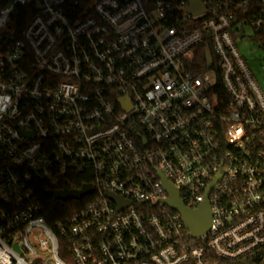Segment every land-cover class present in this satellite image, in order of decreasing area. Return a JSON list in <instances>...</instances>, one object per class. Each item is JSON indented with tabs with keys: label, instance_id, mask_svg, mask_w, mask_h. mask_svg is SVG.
Segmentation results:
<instances>
[{
	"label": "built area",
	"instance_id": "1",
	"mask_svg": "<svg viewBox=\"0 0 264 264\" xmlns=\"http://www.w3.org/2000/svg\"><path fill=\"white\" fill-rule=\"evenodd\" d=\"M201 2L0 0V264L264 254V82L238 46L264 71V0ZM205 39L213 66L194 72ZM163 177L186 207L208 201L209 232L190 236ZM44 181L93 191L50 224Z\"/></svg>",
	"mask_w": 264,
	"mask_h": 264
},
{
	"label": "trees",
	"instance_id": "2",
	"mask_svg": "<svg viewBox=\"0 0 264 264\" xmlns=\"http://www.w3.org/2000/svg\"><path fill=\"white\" fill-rule=\"evenodd\" d=\"M195 56L194 60L191 64V70L194 72H205L210 71L212 69L213 64H211V56L214 55L212 50V45L205 39L201 44H199L195 48ZM92 178L90 176L78 178L73 181V184L78 186L83 184L84 182H91ZM38 186L36 187V194L40 200L42 211L44 217L50 224H53L57 221L62 220L63 218L70 217L75 209L79 208V206L83 205L87 199L76 201L74 199H70L67 201H59L55 199L49 191L52 189H56L53 184L48 181L37 182ZM66 187H70V185H65ZM216 258V257H215ZM219 264H264V254L262 251H254L251 254L234 260H226L217 257L214 260Z\"/></svg>",
	"mask_w": 264,
	"mask_h": 264
},
{
	"label": "water",
	"instance_id": "3",
	"mask_svg": "<svg viewBox=\"0 0 264 264\" xmlns=\"http://www.w3.org/2000/svg\"><path fill=\"white\" fill-rule=\"evenodd\" d=\"M191 2L190 6L187 8V11L191 14H198L204 10L203 2L201 0H189ZM164 187L165 190L169 192L170 197L164 199L163 203L167 204L170 208L176 210L182 215L183 222L186 224V227L190 230V236L193 238L199 237L210 231L211 229V208L209 203L205 200L198 206V209H190L185 206L182 198H180L179 191L176 190L165 177ZM214 184L211 185V188ZM93 191L91 184H84L81 189L78 190H68L63 189L61 191L50 190L51 194L55 199L61 201H67L70 199H81L86 195L91 194ZM108 197L111 200H114L118 203L119 209L124 208L127 203L120 199L117 195L108 193Z\"/></svg>",
	"mask_w": 264,
	"mask_h": 264
},
{
	"label": "rangeland",
	"instance_id": "4",
	"mask_svg": "<svg viewBox=\"0 0 264 264\" xmlns=\"http://www.w3.org/2000/svg\"><path fill=\"white\" fill-rule=\"evenodd\" d=\"M238 46L244 55L248 58L250 68L258 78L261 84L264 82V71L260 68L261 63L257 60H253L255 44L248 38L238 40Z\"/></svg>",
	"mask_w": 264,
	"mask_h": 264
}]
</instances>
